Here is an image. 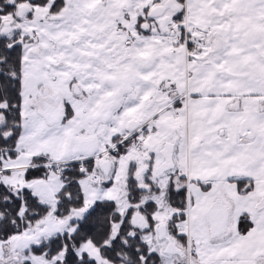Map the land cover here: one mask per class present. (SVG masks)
<instances>
[{
    "label": "snow or ice",
    "instance_id": "6c2138e0",
    "mask_svg": "<svg viewBox=\"0 0 264 264\" xmlns=\"http://www.w3.org/2000/svg\"><path fill=\"white\" fill-rule=\"evenodd\" d=\"M0 264H264V0H0Z\"/></svg>",
    "mask_w": 264,
    "mask_h": 264
}]
</instances>
